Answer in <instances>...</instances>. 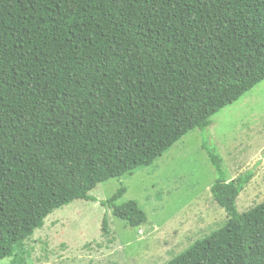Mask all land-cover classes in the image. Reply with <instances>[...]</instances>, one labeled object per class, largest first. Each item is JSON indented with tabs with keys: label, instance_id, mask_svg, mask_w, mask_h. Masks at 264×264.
I'll return each mask as SVG.
<instances>
[{
	"label": "trees",
	"instance_id": "obj_1",
	"mask_svg": "<svg viewBox=\"0 0 264 264\" xmlns=\"http://www.w3.org/2000/svg\"><path fill=\"white\" fill-rule=\"evenodd\" d=\"M263 80L264 0H0V259L24 264L54 209L96 201ZM203 148L228 219L163 264H264V199L235 204L251 172L228 180ZM124 193L100 204L138 228Z\"/></svg>",
	"mask_w": 264,
	"mask_h": 264
},
{
	"label": "rangeland",
	"instance_id": "obj_2",
	"mask_svg": "<svg viewBox=\"0 0 264 264\" xmlns=\"http://www.w3.org/2000/svg\"><path fill=\"white\" fill-rule=\"evenodd\" d=\"M205 129L184 135L150 166L110 178L54 209L22 249L24 264H163L225 225L228 216L212 198L218 177L203 145L217 154L228 180L249 171L236 198L238 212L264 199V80L211 117ZM119 186L117 201H136L147 220L138 228L100 204ZM106 218L105 229H101ZM0 264H12L11 258ZM19 264V263H14Z\"/></svg>",
	"mask_w": 264,
	"mask_h": 264
}]
</instances>
